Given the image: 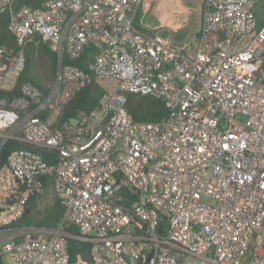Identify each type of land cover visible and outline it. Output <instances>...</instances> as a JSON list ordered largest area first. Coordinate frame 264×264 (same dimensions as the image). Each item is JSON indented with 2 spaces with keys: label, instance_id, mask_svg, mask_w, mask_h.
Instances as JSON below:
<instances>
[{
  "label": "built area",
  "instance_id": "2783aa9c",
  "mask_svg": "<svg viewBox=\"0 0 264 264\" xmlns=\"http://www.w3.org/2000/svg\"><path fill=\"white\" fill-rule=\"evenodd\" d=\"M144 0H0L12 41L0 44V92L12 93L24 47L56 56L47 94L22 83L0 95V264H264V23L258 0H202L182 43L134 24ZM94 53L85 70L73 62ZM112 79L90 112L63 120L70 98ZM159 99L138 122L126 95ZM48 153L50 162L41 152ZM49 180L61 229L4 230ZM67 238L90 243L71 261Z\"/></svg>",
  "mask_w": 264,
  "mask_h": 264
},
{
  "label": "trees",
  "instance_id": "16d2710c",
  "mask_svg": "<svg viewBox=\"0 0 264 264\" xmlns=\"http://www.w3.org/2000/svg\"><path fill=\"white\" fill-rule=\"evenodd\" d=\"M44 0H19L30 7H40ZM257 26L264 23V0H258L257 8L254 12ZM6 17H0V44L8 43L12 45L10 36L6 30ZM94 51L92 47L86 48L80 58L73 63L79 68L85 70L88 62L91 61ZM25 66L20 77L17 80L15 91L12 93L0 92V95L16 94L18 87L25 82L35 86L43 95L47 94L50 84H52L56 73V56L47 45L38 43L37 40L29 42L24 47ZM102 88L98 81L92 80L87 86L76 92L65 106L63 120L73 119L77 111L90 112L98 103L103 94ZM126 108L129 114L138 122H155L166 116V109L159 99L139 96L136 94L126 95ZM21 147L14 141H7L0 150V167L4 166L10 151L14 148ZM43 159L50 162L48 153L41 152ZM50 184L49 180L45 181V186ZM41 196L32 195L25 205L23 215L19 220L11 224L4 230L13 228H39L42 230L61 229L63 232L76 236L78 231L69 221L64 219V209L59 201L55 198L50 208L40 216L36 221L35 214L38 213L37 205ZM67 250L71 261L79 258L86 262H91L90 243L75 238H67Z\"/></svg>",
  "mask_w": 264,
  "mask_h": 264
},
{
  "label": "crops",
  "instance_id": "0c3cea01",
  "mask_svg": "<svg viewBox=\"0 0 264 264\" xmlns=\"http://www.w3.org/2000/svg\"><path fill=\"white\" fill-rule=\"evenodd\" d=\"M190 9V4L183 0H144L137 10L134 24L142 31L159 30L169 34L176 43L182 44L199 25V18L193 25L189 24ZM46 189H50L55 199L51 184L46 185Z\"/></svg>",
  "mask_w": 264,
  "mask_h": 264
},
{
  "label": "rangeland",
  "instance_id": "374dc122",
  "mask_svg": "<svg viewBox=\"0 0 264 264\" xmlns=\"http://www.w3.org/2000/svg\"><path fill=\"white\" fill-rule=\"evenodd\" d=\"M152 1L158 2V0H152ZM183 1L190 4L191 14L189 16V24L193 25L195 21H197L199 18L198 8H199V3L202 0H183ZM98 84L102 88L103 91H107V92L114 91L116 88V84L112 79L100 80L98 81ZM53 199L54 197H53L52 192L50 193V189H46V191L44 192V196L38 201V205H37L38 213L34 215L36 221L40 218L41 215H43L50 208L53 202ZM32 228L38 231H45V230L35 228V227H32Z\"/></svg>",
  "mask_w": 264,
  "mask_h": 264
}]
</instances>
